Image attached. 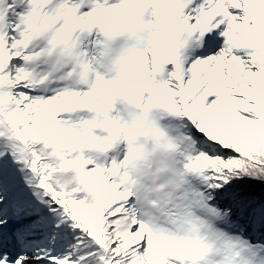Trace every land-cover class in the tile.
Returning <instances> with one entry per match:
<instances>
[{"label": "snow or ice", "instance_id": "snow-or-ice-1", "mask_svg": "<svg viewBox=\"0 0 264 264\" xmlns=\"http://www.w3.org/2000/svg\"><path fill=\"white\" fill-rule=\"evenodd\" d=\"M0 264H264V0H0Z\"/></svg>", "mask_w": 264, "mask_h": 264}]
</instances>
